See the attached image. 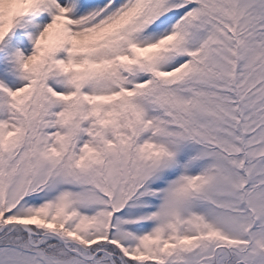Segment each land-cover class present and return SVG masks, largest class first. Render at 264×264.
Segmentation results:
<instances>
[{
	"label": "snow or ice",
	"instance_id": "snow-or-ice-1",
	"mask_svg": "<svg viewBox=\"0 0 264 264\" xmlns=\"http://www.w3.org/2000/svg\"><path fill=\"white\" fill-rule=\"evenodd\" d=\"M0 264H264V0H0Z\"/></svg>",
	"mask_w": 264,
	"mask_h": 264
},
{
	"label": "rangeland",
	"instance_id": "rangeland-1",
	"mask_svg": "<svg viewBox=\"0 0 264 264\" xmlns=\"http://www.w3.org/2000/svg\"><path fill=\"white\" fill-rule=\"evenodd\" d=\"M24 30L23 29H17L16 30V35H13V37H12V40H13V42H15L16 40H17V38H18V35L20 34V33H22Z\"/></svg>",
	"mask_w": 264,
	"mask_h": 264
}]
</instances>
